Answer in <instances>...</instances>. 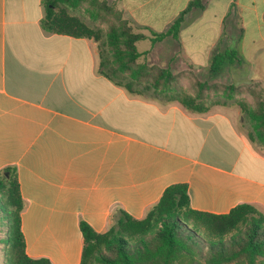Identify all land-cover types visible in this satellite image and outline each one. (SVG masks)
Returning <instances> with one entry per match:
<instances>
[{
	"label": "crops",
	"instance_id": "1",
	"mask_svg": "<svg viewBox=\"0 0 264 264\" xmlns=\"http://www.w3.org/2000/svg\"><path fill=\"white\" fill-rule=\"evenodd\" d=\"M111 1L147 36L139 62L264 100V0H205L153 43L189 0ZM42 14L40 0H0V169L16 172L27 256L78 264L79 220L101 233L116 209L141 218L176 182L192 209L264 213V152L235 126L238 110L129 92L97 73L96 41L46 33ZM226 50L235 58L212 72V52Z\"/></svg>",
	"mask_w": 264,
	"mask_h": 264
},
{
	"label": "trees",
	"instance_id": "2",
	"mask_svg": "<svg viewBox=\"0 0 264 264\" xmlns=\"http://www.w3.org/2000/svg\"><path fill=\"white\" fill-rule=\"evenodd\" d=\"M205 0H189L171 24L161 32H151L150 42L164 36H177L183 16L201 9ZM86 2L84 11L91 19L98 10H109L115 16L103 32L89 26L68 10ZM43 14L40 28L46 33L91 38L97 42V73L122 85L127 91L144 89L163 94L165 101L175 100L193 111H204L203 90L217 84L195 81L194 94L174 86L177 75L167 67L139 62L135 42L147 37L140 28L123 18L114 2L105 0H40ZM113 7V9H112ZM232 50L212 52L209 69L216 72L226 61L233 60ZM221 96L232 99L247 118L249 141L264 145V101L255 94L252 106L234 97L241 90L232 84L222 86ZM22 199L14 167L0 169V244L3 264H50L45 257L32 258L24 251L20 229ZM112 224L104 232H95L85 221L78 228L82 247L78 264H264V213L249 203H238L225 213H211L189 206L184 182L164 187L158 200L141 218L122 209L111 215Z\"/></svg>",
	"mask_w": 264,
	"mask_h": 264
},
{
	"label": "rangeland",
	"instance_id": "3",
	"mask_svg": "<svg viewBox=\"0 0 264 264\" xmlns=\"http://www.w3.org/2000/svg\"><path fill=\"white\" fill-rule=\"evenodd\" d=\"M105 2H106V4L109 5L113 1L105 0ZM86 6H87V3L83 2L76 9L68 10V12H69V14L77 16L78 18L83 20L86 24H88L89 26L100 28L103 32L107 29L108 25L111 22H115L114 14L111 11L105 10V9L98 10V17H96L95 19H91V17H89L87 15V13L84 11V8ZM112 9H113V7H112ZM195 81H196L195 79L193 80V79H190L188 77H186V79H182L181 76H179L177 74L176 85L174 83V86L176 88L180 89L181 91L192 95V94H194L193 92H195V87L193 84ZM216 84H217L216 88H214V89L209 88V89L203 90L201 92V96H200L201 104L208 106L211 104L221 103V101H223V103H227V105L230 106L233 110H235V111L238 110V114L234 120V123H235V126L238 128L239 131H242L243 133L246 134L250 130L247 118L244 116V114L241 112V110L235 104V102L232 101V99H224L221 96L222 86L226 85V84H224V83H216ZM148 90H149L148 91L149 94H154L155 96H158L159 98H162L165 100V97L163 94L153 92L151 89H148ZM241 93L243 96L241 95ZM244 96L247 100L249 99L250 102L245 101ZM234 97L237 99L243 100L249 106H252V104L254 103L255 98H256L254 91H252V90L247 91V92L246 91H241L238 93L235 92ZM253 146L257 150L264 152V145H259L257 143V141H253ZM0 264H3V254H2V245L1 244H0Z\"/></svg>",
	"mask_w": 264,
	"mask_h": 264
}]
</instances>
